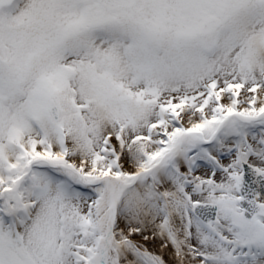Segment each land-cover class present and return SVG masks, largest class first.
<instances>
[{"label": "snow or ice", "instance_id": "obj_1", "mask_svg": "<svg viewBox=\"0 0 264 264\" xmlns=\"http://www.w3.org/2000/svg\"><path fill=\"white\" fill-rule=\"evenodd\" d=\"M0 264H264V0H0Z\"/></svg>", "mask_w": 264, "mask_h": 264}]
</instances>
